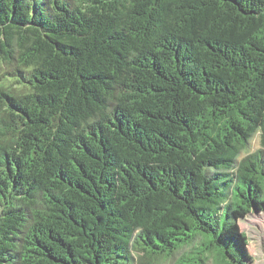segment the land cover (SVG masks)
Listing matches in <instances>:
<instances>
[{
  "label": "trees",
  "instance_id": "obj_1",
  "mask_svg": "<svg viewBox=\"0 0 264 264\" xmlns=\"http://www.w3.org/2000/svg\"><path fill=\"white\" fill-rule=\"evenodd\" d=\"M263 209L264 0H0V264H251Z\"/></svg>",
  "mask_w": 264,
  "mask_h": 264
},
{
  "label": "rangeland",
  "instance_id": "obj_2",
  "mask_svg": "<svg viewBox=\"0 0 264 264\" xmlns=\"http://www.w3.org/2000/svg\"><path fill=\"white\" fill-rule=\"evenodd\" d=\"M260 138V133L257 132L249 142L248 147L242 150L240 158L258 150ZM239 226L248 239V252L252 257L251 264H264V209L251 210L249 214L240 219ZM178 255L179 253L170 259L161 258L155 264H171Z\"/></svg>",
  "mask_w": 264,
  "mask_h": 264
}]
</instances>
